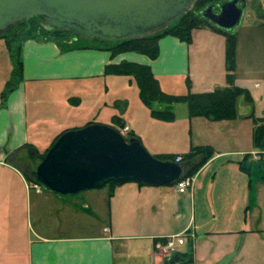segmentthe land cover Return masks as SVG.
I'll return each mask as SVG.
<instances>
[{"label":"crops","instance_id":"1","mask_svg":"<svg viewBox=\"0 0 264 264\" xmlns=\"http://www.w3.org/2000/svg\"><path fill=\"white\" fill-rule=\"evenodd\" d=\"M157 44L158 56L150 60L133 52L111 56L108 46L60 47L47 36L24 41L20 50L21 80L0 107V264H122L118 256L123 252L117 253L113 243L123 240L140 241L134 254L143 264H170L160 244L164 237L182 232L190 239L193 235L203 238L206 251L203 248L202 257L207 264H262L264 181L258 164L264 152L252 143L254 123L248 116L264 119V77H253L251 66H242L238 59L234 63V85L248 91L252 105L238 99V118L232 122L203 118H194L193 122L204 127L216 124L213 129L220 133L244 128L249 148L214 149L212 158L191 178L192 186L185 193L180 194L175 183L168 189L125 183L107 191L105 186L61 197L40 186V192H35L32 186L37 183L27 179L58 136L90 124L116 130L113 119L121 120L129 127L127 134L135 135L147 148L140 132L132 130L130 120L113 115L103 121L94 113L108 103L109 83L114 79L104 73L108 65L128 62L148 66L160 89L170 95L185 94L179 92L185 88L186 77L190 83L186 90L192 94L226 86L225 37L221 33L199 28L191 32L190 44L169 35ZM9 78L0 83V94ZM124 78L130 87L132 77ZM170 90L180 91L173 94ZM120 102L128 104V99ZM191 146L175 154L184 172L188 164L182 157ZM148 152L153 157L172 155ZM230 156L249 157L240 165L248 169L247 177L242 173L245 180L238 182L216 184L213 180L209 184L210 208L200 206L196 211L199 177L213 163ZM226 165L230 167L223 162L218 168ZM254 173L255 183L251 180ZM167 207L182 213L175 216L178 223L174 229H169L171 213L163 210ZM220 237H229L221 241L227 245L213 244ZM195 256L194 251L190 262Z\"/></svg>","mask_w":264,"mask_h":264},{"label":"water","instance_id":"2","mask_svg":"<svg viewBox=\"0 0 264 264\" xmlns=\"http://www.w3.org/2000/svg\"><path fill=\"white\" fill-rule=\"evenodd\" d=\"M197 0H0V36L23 20L42 18L50 27L101 42L137 40L157 34L189 12ZM209 11V10H208ZM218 30L232 31L240 20L234 4L219 15L204 13ZM182 164L149 155L136 138L124 139L108 126L90 124L63 132L40 158L31 176L59 196L100 190L109 183L171 186Z\"/></svg>","mask_w":264,"mask_h":264},{"label":"rangeland","instance_id":"3","mask_svg":"<svg viewBox=\"0 0 264 264\" xmlns=\"http://www.w3.org/2000/svg\"><path fill=\"white\" fill-rule=\"evenodd\" d=\"M205 7L206 5L202 7L201 10ZM197 10L198 9H196L195 7V11L193 13L199 14ZM30 24L32 29L36 32V35L34 36H45L39 34L45 32L48 34L46 35L47 37L53 38L57 43L60 42L64 46L67 45L71 47L93 45L103 47L107 45L109 46V44L111 45V43L109 42H101L94 39L79 37L72 31L52 28L43 19H35L34 21H31ZM228 32L233 33L235 36L234 61L238 59V61L242 63V66L244 63H248L252 68L251 72L253 77H264V19L258 18L248 11L244 14L236 27L232 29V31ZM11 70L12 67L10 54L7 50L4 40L0 38V83L4 81L3 78L7 79V77L10 76ZM112 77L114 79H112L109 83L110 89L108 94V103L107 105L100 106L99 109L95 110L94 113H96L97 119H101L103 121H108L113 115H116L119 118L121 117L125 121L130 120L129 125L131 126L132 130L136 128L140 132V136L142 138L141 141L147 148H145L143 144H141V142L140 144L147 152H153L154 150H156L159 152L171 153L172 155H175L177 153H184L189 148V146L194 145L195 143L197 146L198 144H201L203 146L210 145L209 147L212 148L213 152H215L217 148H227L231 150L235 149L238 151L249 148L244 128L237 127L236 131L234 129H231L227 132L220 133L219 131L213 129V126H215L216 124H207V127L199 126V124L193 122L194 118L188 117L187 107L185 104L173 105L174 119L171 122H163L152 118L150 115V111L142 104L139 99L138 87L135 80L132 78L130 87H127V79L124 78V76ZM183 84L185 86V88L183 87V92L182 90L181 92H179L180 90L170 91H173V94H178V92L187 94L189 91L186 90V88L188 89V84H190L187 77L184 79ZM126 99H128V104L124 105V103L122 104V102H120L121 100ZM124 108L125 110H123ZM259 120L264 122V119ZM129 137H131V134H123L124 139L127 140ZM228 145H230V147H228ZM244 158L245 157L241 156L223 157L219 161L213 163L204 173H202L197 183V190H200L198 191L196 200V211L200 206L202 209H204V206H207L208 202H210L209 184L212 183L213 180H217L216 184L220 183V181L238 182V180L240 179L245 180L243 176L246 175L247 177V174L242 172L240 168L242 161L245 160ZM248 159L249 157L247 158V160ZM223 162L230 165V167H227L226 165L224 168H218L219 165H223ZM259 164L262 168H264V157H261V159H259ZM256 178L257 174L254 173L251 178L252 182L255 183ZM247 182H250V178H248ZM126 184H130L132 186L134 185L131 183ZM110 188L111 187L107 185L105 187V190L107 191ZM113 188H117V186L114 185ZM160 188L168 189L169 187L166 186ZM42 190L47 191L44 188H42ZM108 198H110L109 195ZM208 206L210 208V205ZM174 209V207L163 208L166 214L169 215L171 213L170 219H172V223L168 222L170 226L169 229H174L175 223H178V221L176 220V222L174 219L175 216H182L181 212H175ZM111 218H114L113 214H111ZM228 238L229 237H220L219 239H216L213 244L219 245L220 243L222 245H227L223 244V242L221 241H227ZM183 241L184 242L182 245H176L174 252L162 251L164 253V256H168L169 258H171L178 253L184 254L190 249L193 253L195 251L196 259L194 258L192 262L184 264H207L205 263V258L202 257L203 248L206 251L204 246L205 241H203V238H196L193 235L190 239L188 236H186L185 238H183ZM139 242L140 241L138 240H123L113 243L114 249L117 253L123 252L122 255L118 256L119 263L143 264V262L140 261V258L134 254ZM262 254H264V252H262ZM208 261L212 262V260L210 259H208ZM262 264H264V259H262Z\"/></svg>","mask_w":264,"mask_h":264},{"label":"trees","instance_id":"4","mask_svg":"<svg viewBox=\"0 0 264 264\" xmlns=\"http://www.w3.org/2000/svg\"><path fill=\"white\" fill-rule=\"evenodd\" d=\"M214 1L215 0H197L192 11L187 12L167 29L157 34L137 40L115 42L111 43V45L109 44V46L107 45L108 48L106 49L110 51L111 56L133 52L144 55L150 60H154L158 56L157 42L163 36H173L182 42L190 44L191 31L194 29L210 28L224 35L226 86L223 88H216L212 92L201 94L187 93L184 95H170L164 93L160 89L157 80L154 78L148 66L122 62L118 65H108L105 67V75L132 77L135 80L138 87L139 99L142 104L150 111L152 118L163 122H171L174 119L173 105L185 104L189 118H203L211 122H232L238 118V99L242 98L246 104L252 105V99L248 91L238 88L234 85V34L218 30L217 28L203 21L198 14L193 13L195 11V7L198 9L197 12H199L202 7L213 3ZM35 19L42 18L33 17L29 20H23L11 31L0 36V38L4 40L7 50L10 54L12 67L10 78L0 94V107L4 105L7 95L16 89L21 80L22 63L20 61V50L25 40L36 35L35 30L32 29L30 24V22L34 21ZM39 34L45 36L48 35L45 32ZM58 43L60 47H70L67 45L64 46L60 42ZM188 86L190 85L188 84ZM248 118L252 119V122L254 123L252 143L256 149L264 152V122L254 118L253 115H249ZM113 122L118 128L123 127L121 120L113 119ZM129 138L136 137L131 134V137ZM213 154L214 152L212 148L208 146H191L189 152L182 157V159L188 164V167L184 174L180 177L179 181L182 179L192 178L199 171V169L210 158H212ZM154 158L161 161L174 162L176 155H161ZM247 158L248 157H245L244 159ZM258 168L261 174V179L264 181V168H262L260 164H258ZM241 170L248 174V169L241 166ZM27 179L29 182L37 183L32 176ZM108 185L111 188L114 187V184L112 183H109ZM191 255L192 251L189 249V251L184 254H177L171 257L168 260V263H189L191 261Z\"/></svg>","mask_w":264,"mask_h":264},{"label":"flooded vegetation","instance_id":"5","mask_svg":"<svg viewBox=\"0 0 264 264\" xmlns=\"http://www.w3.org/2000/svg\"><path fill=\"white\" fill-rule=\"evenodd\" d=\"M232 3L240 10V20L248 11L258 18L264 19V0H215L213 3L206 5L204 9L200 10L198 15L203 21L210 24L204 17H202L204 13L207 14L210 11L213 15H219L223 5Z\"/></svg>","mask_w":264,"mask_h":264},{"label":"built area","instance_id":"6","mask_svg":"<svg viewBox=\"0 0 264 264\" xmlns=\"http://www.w3.org/2000/svg\"><path fill=\"white\" fill-rule=\"evenodd\" d=\"M118 132L120 133L121 136L123 134H127L129 132V128L127 126H123L122 128H117ZM180 157H176L174 162L179 163L180 162ZM176 184V189L180 194L185 193L188 189L191 188L192 186V179H182ZM32 189L35 192H40V187L37 184H33ZM186 235L184 232L177 234V235H172V236H167L162 239V243L160 244V248L164 252H174L176 245H182L183 244V238H185Z\"/></svg>","mask_w":264,"mask_h":264}]
</instances>
